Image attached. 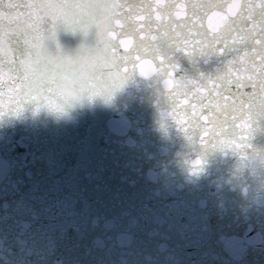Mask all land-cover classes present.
I'll list each match as a JSON object with an SVG mask.
<instances>
[{
	"label": "water",
	"instance_id": "95a60500",
	"mask_svg": "<svg viewBox=\"0 0 264 264\" xmlns=\"http://www.w3.org/2000/svg\"><path fill=\"white\" fill-rule=\"evenodd\" d=\"M29 2L3 0L0 11L8 3L21 5L12 18L22 22ZM117 2L138 5L133 17L138 26L144 23L140 16L146 19L150 12L155 35V25L164 20L161 5H173L169 19L179 25L191 15L190 5L201 0ZM213 2L223 8L196 19L209 32L229 16L231 5L249 3L258 11L264 4ZM9 23L0 17V25ZM81 40L78 32L57 25L48 44L53 53L59 48L70 54ZM87 43H93V34ZM133 60L136 75L121 87L58 115L30 100L18 103L23 97L13 87L19 79L9 71L13 53L5 37L0 48V264H264V118L253 121L252 132L237 129L224 151L202 148L204 131L190 143L180 128L186 126L185 98L177 97L173 107L163 93L175 87V75L165 86L156 76H140L141 70L147 76L154 68L150 59L142 64L134 54ZM179 64L182 73L197 74L187 60ZM126 67L133 70L132 64ZM245 142L250 147L239 146Z\"/></svg>",
	"mask_w": 264,
	"mask_h": 264
},
{
	"label": "snow or ice",
	"instance_id": "6c2138e0",
	"mask_svg": "<svg viewBox=\"0 0 264 264\" xmlns=\"http://www.w3.org/2000/svg\"><path fill=\"white\" fill-rule=\"evenodd\" d=\"M2 3L3 0H0V4ZM68 4L83 5L84 13L95 27L94 50L100 53L97 58L101 66L108 70L104 91L119 88L136 75L134 54L135 60L142 64L149 63L150 59L154 65L147 76L141 70V77L156 76L167 86L168 78L175 75V87L170 92L163 93L173 107L178 103L177 97L185 98L186 104L181 110L187 120L186 126L181 125L180 128L190 143L194 139L197 142L200 131H204L206 139L200 146L207 148L211 145L213 149L219 146L224 151L227 149L226 145H232L233 139L238 135L237 129L241 132L251 129L252 132L253 121L264 118V4L259 5L258 11L256 6L249 3L231 5L229 16L223 18L222 23L209 32L202 25L198 26L196 19H202L201 12L206 15L208 10L223 8L222 4L213 0L192 3L189 9L191 15L179 25L169 19L173 5H161L160 12L164 20L155 25V35H152L153 21L150 12L146 19L140 16L144 20L140 26L133 20L138 15V5L133 2L31 0L23 5L28 10V15L22 22L18 17L15 21L12 18L13 11L21 5H4L5 10L0 11V17L6 16L10 23L7 26L0 25V48L3 47L6 37L13 53L9 71L16 73L19 79V83L13 87L16 95L23 97L18 103L38 100L33 94L39 82L38 77L32 75L30 78V49L36 47L33 40H43L42 25L46 19L62 17L65 29L76 31L79 19L64 10V6ZM151 7V4L147 5L144 11ZM125 8L128 11H124ZM234 8L239 10L233 11ZM249 22H252V27H249ZM12 23L16 24L15 28ZM48 30L54 35L53 26ZM141 32L146 34L140 35ZM189 46L191 50L186 51ZM120 47L124 48L123 54L119 51ZM97 58H94L93 63ZM182 59L196 67V75L180 71L179 61ZM128 64L133 65L132 71L126 67ZM2 67L0 64V68ZM201 68L208 70L201 71ZM79 78L82 81L88 79L83 69ZM237 120H243L244 125L237 124ZM206 125L211 128L208 129ZM220 137L227 139L221 140ZM244 140L245 137L241 136V141ZM239 146L250 147L247 142Z\"/></svg>",
	"mask_w": 264,
	"mask_h": 264
},
{
	"label": "clouds",
	"instance_id": "9594fccd",
	"mask_svg": "<svg viewBox=\"0 0 264 264\" xmlns=\"http://www.w3.org/2000/svg\"><path fill=\"white\" fill-rule=\"evenodd\" d=\"M64 10L73 13L79 19L76 31L73 32L74 35L78 32L82 37L77 47L70 54L59 48L55 53L51 51L48 41L56 38V26H65L62 17L55 20L49 17L42 25L43 40H33L36 47L30 49L32 54L30 78L35 75L39 81L33 90L38 100L32 104L45 107L58 115L65 114L74 103L107 93L103 85L108 70L101 66L97 58L100 53L94 50V44L87 43V37L95 32L94 25L84 13L83 5L68 4L64 6ZM50 26H53L54 35L48 30ZM94 58L97 59L93 63ZM82 69L87 74L88 79L85 81L79 78Z\"/></svg>",
	"mask_w": 264,
	"mask_h": 264
}]
</instances>
